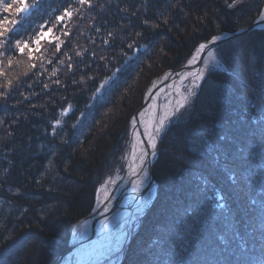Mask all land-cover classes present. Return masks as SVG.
<instances>
[{"label": "trees", "instance_id": "1", "mask_svg": "<svg viewBox=\"0 0 264 264\" xmlns=\"http://www.w3.org/2000/svg\"><path fill=\"white\" fill-rule=\"evenodd\" d=\"M89 2L42 0L0 49V264H52L97 189L123 168L151 79L179 68L199 43L249 26L264 6ZM65 8L74 14L57 23ZM42 26L60 37V51L43 40L29 60L15 40L31 41ZM216 55L222 69L206 72L161 134L156 197L119 264H264V31L227 41Z\"/></svg>", "mask_w": 264, "mask_h": 264}, {"label": "bare ground", "instance_id": "2", "mask_svg": "<svg viewBox=\"0 0 264 264\" xmlns=\"http://www.w3.org/2000/svg\"><path fill=\"white\" fill-rule=\"evenodd\" d=\"M197 50L190 57L189 66L196 64L200 53ZM193 57L196 59L193 60ZM212 60L213 55L208 53L201 65L203 61L209 63ZM200 71L201 66L167 80L157 79L151 84L147 91V105L139 111L137 118H131L128 148L122 158L123 168L97 189L92 211H97L110 200L120 198L117 206L109 212L104 211L97 217L85 218L74 224L70 228V242L74 244L83 241L61 259L59 264L118 263L133 224L147 209L154 195V185L149 184L145 167L147 156L144 153L147 152L146 145L149 147L150 143L148 135L152 133L156 141L168 122L188 103L190 94L185 87L192 84L196 79L194 74ZM154 87H157L156 90ZM181 103L183 107H180ZM160 119L164 120V128L155 133L154 129L159 126Z\"/></svg>", "mask_w": 264, "mask_h": 264}, {"label": "snow or ice", "instance_id": "3", "mask_svg": "<svg viewBox=\"0 0 264 264\" xmlns=\"http://www.w3.org/2000/svg\"><path fill=\"white\" fill-rule=\"evenodd\" d=\"M80 6L85 5L86 3L91 6L89 0H75ZM226 6L230 9H234L238 6H241L247 2V0H224ZM42 3V0H32V2H29V0H11V2H7V0H0V10H2L3 13H12L14 16L20 17V19L15 18H9L8 16H0V49H4L5 44H8L9 47L12 46L11 38L9 37V33L15 34L17 31V25L22 24L27 18L30 17V14L32 10L39 9L40 5ZM22 14V15H21ZM74 14V10H71L70 8H65L62 15H57L55 17V20L57 23H61L65 20V17L71 18V16ZM260 17L264 19V11H261L259 13ZM62 31V29H60ZM64 35H68L67 32L63 33ZM218 39V37H213V42ZM47 40L49 43H55L56 51H60V45L63 43L60 40V37L58 35L54 34L53 28L48 27L47 31H44L43 26L41 27L39 33L34 36L31 41L24 40L21 41L19 39L15 40L14 47L18 51L20 55H23L25 51L27 50V56L29 60H32L34 58L33 53L40 51L41 41ZM32 45H35L33 48ZM131 47V45H129ZM205 45L201 44L198 48V52L205 51ZM4 52L0 51V56H3ZM209 55H212L209 53ZM196 57H193V60H195ZM12 59H8V65L11 66ZM191 63V62H190ZM30 67L35 68V64L30 65ZM207 65H205V68ZM118 71V70H117ZM204 69H201V71L196 75L197 79H201L204 76ZM4 75V72L0 70V76ZM8 86L11 87V81H8ZM107 83V81H105ZM104 87V84H101L99 88L97 89V92L100 91ZM180 107H183V104H180ZM143 115V114H141ZM135 123V121H133ZM159 126L155 127L154 132L159 133L164 128V120L160 119L158 122ZM221 139H224L221 137ZM149 140V147L152 149L156 148L155 138L152 133H149L148 135ZM206 150L212 151L216 150L218 152V149H214L211 145L207 146ZM149 153L145 152L144 155L147 156ZM154 154V153H153ZM135 171V169H133ZM218 207H223V205L220 203V201H217Z\"/></svg>", "mask_w": 264, "mask_h": 264}, {"label": "water", "instance_id": "4", "mask_svg": "<svg viewBox=\"0 0 264 264\" xmlns=\"http://www.w3.org/2000/svg\"><path fill=\"white\" fill-rule=\"evenodd\" d=\"M261 11H264V6H263V8H262ZM255 31H264V19H262V18L260 17V15L254 20L253 23H251V24H250L249 26H247V27H244V28L238 29V30L233 31V32L223 31V32H220V33H218V34L212 36L209 40L199 43V44L194 48V50L192 51V53L190 54V56L187 58V60H186V61H185V62H184L179 68L174 69V70H173V69H171V70H167V71H165L164 73H162L161 75H159V76L154 77V78L151 79V81L149 82V84L147 85V87H146V89H145V91H144V93H143L142 103H141L140 107L136 110V112L134 113V115L132 116V118H137L139 111L147 105V103H148V96H149V93H147V91H148V89L150 88L151 84H152V83H155V80H157V79H160V80H161V79H164V80L166 79V80H167V79H169L170 77H174V76L179 75V74H181V73H183V72H185V71H188V70H191V69H199L200 66H201L202 60L204 59V57H205L208 53L213 52L216 48L220 47L221 45H223V44L226 43L227 41H230V40L236 39V38H238V37H240V36H243V35L249 34V33H251V32H255ZM213 37H218V39H216V40L213 42ZM201 44H204V45L206 46V47H205V51L199 53L198 60H197V62H196V64H195L194 66H189V65H188V61H189L190 57L194 54V52L199 48V46H200ZM160 80H159V81H160ZM156 88H157V87H154V90H156ZM154 90H153V91H154ZM153 91H152V92H153ZM150 95H151V93H150ZM169 123H170V121L168 122V124H169ZM167 126H168V125H167ZM162 133H163V132H162ZM162 133H161V134H162ZM160 137H161V135H158V137H157V139H156V141H155V143H156V148L153 149L152 151H151V150L149 149V147L146 145V151H147V153H149V154L147 155L146 160H145V163H146V164H145V167H146V172H147L146 174H147L148 177H149V184H153V185H154V195H153V198H152V200L150 201V204H149V206L147 207V209L150 207V205L152 204L153 200H154L155 197H156L157 183H156L155 178H154V176H153V170H152V169H153V165H154V163H155V161H156V159H157V157H158L157 146H158V143H159V141H160ZM127 148H128V147H127ZM153 153H154V154H153ZM151 156H152V157H151ZM119 199H120V198H116V199H113V200L108 201V203H106L105 206L100 207L99 209H97V211H94V210H93L90 214H88L87 216L83 217L82 219H85V218H92V217H97L98 215H100V214H101L102 212H104V211H105V212H106V211L109 212V211L113 210V209L117 206V204H118V202H119ZM147 209L144 211L143 214H141V215L139 216V218H141V217L145 214V212L147 211ZM82 219L76 221L74 224L79 223ZM74 224H73V225H74ZM73 225L71 226V229H72ZM71 229H70V231H71ZM129 237H130V232H129V236H128V239H127V241H126V244L128 243ZM79 241H80V240H79ZM82 241H83V240H81L80 243H79V242H77V243L74 242V244H73V243L70 242V235H69V239H68V243H67V248H66V250H65L62 254L56 256V257L54 258L52 264H59V262L61 261V259H63V258H64L67 254H69L71 251H73V250L76 248V246L78 245V243H79V245H80ZM126 244H125V245H126ZM124 247H125V246H124ZM124 247H123V248H124ZM122 250H123V249H122ZM121 257H122V252H121V254H120V259H119V261H118L117 264L120 263V261H121Z\"/></svg>", "mask_w": 264, "mask_h": 264}, {"label": "rangeland", "instance_id": "5", "mask_svg": "<svg viewBox=\"0 0 264 264\" xmlns=\"http://www.w3.org/2000/svg\"><path fill=\"white\" fill-rule=\"evenodd\" d=\"M216 49H217V48H216ZM216 49H215L213 52H210V53L213 55V60L210 61L209 63H208V62L206 63V61H203V65H201V69H204V70H205V72H204V76H205L206 72H207L209 69H212V68H214V69H222V67H221V65H220V63H219V60H218V58H217V55H216ZM205 65H207L206 68H205ZM204 76H203V77H204ZM202 79H203V78H201V79H197V78H196V79L192 82L191 85L185 87V90L187 89L188 93L190 94V95H189V96H190L189 101H188V103H187L182 109H180V110L175 114V116H174L172 119L176 118L177 114L181 113V111H182L184 108H186L187 105L191 102V100L193 99V97L196 95V93H197V91H198L199 84H200V82H201ZM166 128H167V127H166ZM166 128H165V129H166ZM165 129H164V130H165ZM163 132H164V131H163ZM128 142H129V141H128ZM111 178H113V177H110V178L106 179V180L104 181L103 184H105V182H107V180H109V179H111ZM103 184H102V185H103ZM102 185H101V186H102ZM101 186H100V187H101ZM100 187L98 188V190L100 189ZM94 206H95V205H94Z\"/></svg>", "mask_w": 264, "mask_h": 264}]
</instances>
